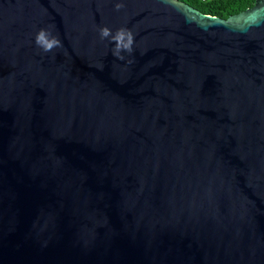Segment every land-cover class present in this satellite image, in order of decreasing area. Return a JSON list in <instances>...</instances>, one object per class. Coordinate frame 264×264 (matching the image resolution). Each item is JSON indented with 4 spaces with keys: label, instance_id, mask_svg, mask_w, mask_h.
I'll list each match as a JSON object with an SVG mask.
<instances>
[{
    "label": "water",
    "instance_id": "obj_1",
    "mask_svg": "<svg viewBox=\"0 0 264 264\" xmlns=\"http://www.w3.org/2000/svg\"><path fill=\"white\" fill-rule=\"evenodd\" d=\"M0 264H264V0H0Z\"/></svg>",
    "mask_w": 264,
    "mask_h": 264
},
{
    "label": "clouds",
    "instance_id": "obj_2",
    "mask_svg": "<svg viewBox=\"0 0 264 264\" xmlns=\"http://www.w3.org/2000/svg\"><path fill=\"white\" fill-rule=\"evenodd\" d=\"M116 10H120L124 7L123 3H117L115 5ZM99 35L101 40L109 39L114 44L112 54L120 60L124 59L122 52L129 54L133 51L134 35L126 28H120L112 32V30L106 26L99 28ZM36 45L44 52H49L54 48L62 47L59 38L52 34L48 29H40L35 36ZM131 63V61H128Z\"/></svg>",
    "mask_w": 264,
    "mask_h": 264
},
{
    "label": "trees",
    "instance_id": "obj_3",
    "mask_svg": "<svg viewBox=\"0 0 264 264\" xmlns=\"http://www.w3.org/2000/svg\"><path fill=\"white\" fill-rule=\"evenodd\" d=\"M201 12L227 19L252 8L257 0H181Z\"/></svg>",
    "mask_w": 264,
    "mask_h": 264
}]
</instances>
